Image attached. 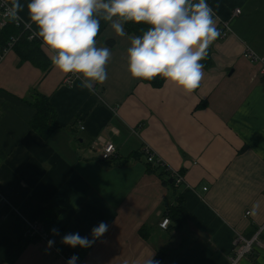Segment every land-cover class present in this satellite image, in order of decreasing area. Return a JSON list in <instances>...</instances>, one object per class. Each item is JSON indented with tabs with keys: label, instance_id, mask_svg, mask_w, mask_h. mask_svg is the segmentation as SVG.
Listing matches in <instances>:
<instances>
[{
	"label": "crops",
	"instance_id": "1",
	"mask_svg": "<svg viewBox=\"0 0 264 264\" xmlns=\"http://www.w3.org/2000/svg\"><path fill=\"white\" fill-rule=\"evenodd\" d=\"M207 2L220 36L190 93L130 76L128 37L139 36L132 22L120 37L101 20L97 46L112 55L108 78L94 91L56 70L40 41L44 66L15 48L2 60L0 264H10L28 223L49 204L62 211L54 224L60 237L51 247L31 243L12 264H67L70 246L61 237L91 234L101 222L108 231L80 264H144L159 251L169 258L185 251L169 264H232L237 234L252 239L262 231L264 242V75L260 63L244 58L248 50L264 56V0ZM35 91L56 111L59 128L48 140L30 128L36 110L24 101ZM103 141L117 151L108 162L100 157ZM146 145L183 175L182 185L172 186L167 174L164 183L166 171L148 165ZM179 196L189 225L167 232L160 224ZM254 248L236 264H264V248Z\"/></svg>",
	"mask_w": 264,
	"mask_h": 264
},
{
	"label": "clouds",
	"instance_id": "2",
	"mask_svg": "<svg viewBox=\"0 0 264 264\" xmlns=\"http://www.w3.org/2000/svg\"><path fill=\"white\" fill-rule=\"evenodd\" d=\"M4 15L19 25L26 13L34 31L29 40L39 38L59 72L76 76L80 87L94 91V84L107 78L111 59L108 47L97 46L101 20L108 22L116 35H128V22L149 25L142 35L129 36L127 71L133 79L151 81L161 77L185 92L200 86L209 46L220 36L216 17L207 0H4ZM2 27V25H0ZM101 222L92 228L91 239L77 233L61 237L63 245L90 248L107 231ZM54 235H59L53 228ZM55 244L48 241V246ZM73 255L67 264H77ZM144 264H159L152 256Z\"/></svg>",
	"mask_w": 264,
	"mask_h": 264
},
{
	"label": "trees",
	"instance_id": "3",
	"mask_svg": "<svg viewBox=\"0 0 264 264\" xmlns=\"http://www.w3.org/2000/svg\"><path fill=\"white\" fill-rule=\"evenodd\" d=\"M148 27L149 25L143 22H132L130 24V28L135 29L138 35H142L143 31H146ZM21 30L23 29H19L15 27L13 23H10L0 33V46L5 45L11 38L21 36L14 47L18 55L23 60H29L39 66H44L45 57L40 49L41 44L38 40L30 41L28 39V34H22ZM163 80V78L158 76L151 81L157 85ZM24 102L36 110V115L30 123V128L36 133H38L41 137H43V139L48 140L52 136V134L59 128L56 121V111L52 106L50 99L42 95L41 93L35 91L30 95V98L25 100ZM148 165L150 164L148 163ZM157 167L164 168V170L166 171L165 173L162 172L161 174L165 184H167L168 182V180H166L165 178L167 174V176L170 177L169 180L172 179L173 181L171 183L172 186L178 187L176 186L174 179L171 177V173L167 170L165 166ZM61 212V209L56 204H49L44 208L37 220L40 228L47 234L48 241H57L60 237V234L54 235L52 229L54 228V224L57 218L60 216ZM166 218H168L170 221V224L166 229L167 232L172 230H180L181 228L189 225V215L184 208V201L182 197L179 196L178 202L167 212ZM26 233L25 236L14 246V248L6 259V262L10 264L14 263L31 243L39 242L42 240L36 233ZM80 233H82L80 234L81 236L87 235V237L91 239V234H89L88 231L83 230ZM90 249L91 247L86 249L80 248L79 246L75 248L69 247L66 256L70 258L73 255H77V264H80L82 256L87 254ZM184 253L185 251L174 255L172 259L169 258L168 252L159 251L156 257L154 258V261H158L159 264H169L170 262H172V260H174V258Z\"/></svg>",
	"mask_w": 264,
	"mask_h": 264
},
{
	"label": "built area",
	"instance_id": "4",
	"mask_svg": "<svg viewBox=\"0 0 264 264\" xmlns=\"http://www.w3.org/2000/svg\"><path fill=\"white\" fill-rule=\"evenodd\" d=\"M4 4V0H0V33L10 24L13 23L10 20L7 19V17L4 15L5 8L2 6ZM235 15L240 14V10H236ZM15 27L21 30L22 34H28V37L31 35V28L30 25L25 24L23 21L17 25L13 23ZM21 36L11 38L5 45L0 46V63L2 60L6 57V55L12 51L17 44L18 40L20 39ZM38 40L42 43V40L39 38L32 39L30 41ZM244 58L249 60L251 63H260L263 67L262 73L264 75V56H258L255 53H253L251 50H248L244 53ZM143 153L146 156V161L149 164L152 165H157V166H165L167 170L171 173V177L174 179L176 186L182 185L184 181V177L181 173L178 171H175L174 169L168 167V165L163 161L161 157H158L156 153L151 149L149 146L143 147ZM117 156V151L115 145L110 142V141H103L102 142V147L100 150V157L102 161H111ZM206 190V188H204ZM2 197L0 195V202H2ZM247 215H250V213H247ZM170 221L169 219H164L162 223L160 224L161 228L167 229L169 226ZM33 233L39 235V237L43 241H48V236L47 234L40 228L39 224L37 221H31L28 223V229L27 233ZM26 233V234H27ZM262 231H259L255 237L252 239H246L244 236L237 234L235 239H234V252H235V258L232 259V264H236L240 259L244 258L246 255H249L253 252L255 249L254 247L260 246L264 248V242L261 241L260 235ZM69 259V258H68Z\"/></svg>",
	"mask_w": 264,
	"mask_h": 264
},
{
	"label": "rangeland",
	"instance_id": "5",
	"mask_svg": "<svg viewBox=\"0 0 264 264\" xmlns=\"http://www.w3.org/2000/svg\"><path fill=\"white\" fill-rule=\"evenodd\" d=\"M164 219H166V218H164ZM164 219H163V221H164ZM168 219V218H167ZM163 229V228H162ZM164 230H166V229H164ZM48 242V241H47Z\"/></svg>",
	"mask_w": 264,
	"mask_h": 264
},
{
	"label": "water",
	"instance_id": "6",
	"mask_svg": "<svg viewBox=\"0 0 264 264\" xmlns=\"http://www.w3.org/2000/svg\"><path fill=\"white\" fill-rule=\"evenodd\" d=\"M173 181H172V179L170 180V183H172Z\"/></svg>",
	"mask_w": 264,
	"mask_h": 264
}]
</instances>
